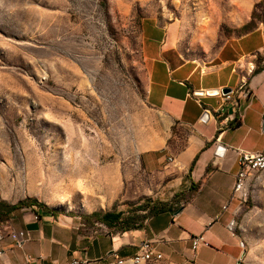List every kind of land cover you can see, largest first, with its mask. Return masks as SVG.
Here are the masks:
<instances>
[{"label": "rangeland", "instance_id": "rangeland-1", "mask_svg": "<svg viewBox=\"0 0 264 264\" xmlns=\"http://www.w3.org/2000/svg\"><path fill=\"white\" fill-rule=\"evenodd\" d=\"M146 21L206 59L264 34V0H0V231L36 211L80 215L89 227L93 212H120L123 225L147 218L161 179L143 170L136 146L152 122ZM258 43L256 34L241 42ZM247 58L258 67L264 53ZM239 198V264H264V173Z\"/></svg>", "mask_w": 264, "mask_h": 264}, {"label": "crops", "instance_id": "crops-1", "mask_svg": "<svg viewBox=\"0 0 264 264\" xmlns=\"http://www.w3.org/2000/svg\"><path fill=\"white\" fill-rule=\"evenodd\" d=\"M142 32L145 99L152 122L138 133V159L145 172L161 179L152 193L156 202L169 201L177 193L183 203L131 228L100 221L98 227H89L80 215L24 213L0 231V264H51L72 257L87 264H131L128 259L145 240L153 242L163 259L142 264H239L244 239L239 193L233 190L238 151L264 152V59L256 67L255 59L247 57L264 53V34L249 31L226 41L211 57L195 59L174 47L156 22L146 21ZM253 34L259 43L245 49L241 42ZM223 87L231 89L232 99L221 113L201 120L204 107L215 110L222 98L195 91ZM180 138L178 149L169 145ZM218 144L226 148L220 155ZM11 231L27 233L21 247L8 236ZM195 235L207 245L200 243L193 250Z\"/></svg>", "mask_w": 264, "mask_h": 264}, {"label": "built area", "instance_id": "built-area-1", "mask_svg": "<svg viewBox=\"0 0 264 264\" xmlns=\"http://www.w3.org/2000/svg\"><path fill=\"white\" fill-rule=\"evenodd\" d=\"M222 101L220 102L217 109H211L208 107H204V112H207L209 115L212 113H221L224 110V104L227 101L232 99V91L226 94L218 93ZM215 95V94H214ZM218 139V137H217ZM169 161H172L173 158L169 157ZM264 161V152H249L245 150L238 151V171L235 176L233 190L235 193L241 194V185H245L250 174L254 173L258 167H263ZM226 205L223 206L225 208ZM38 216L34 215V219H37ZM8 236L14 240L18 247H21L25 238L27 237V233L24 231H11ZM3 239V234L0 233V240ZM200 243L203 245H207V242L203 239L201 235H195L191 238V248L194 250ZM3 250L0 249V256L2 255ZM150 256H158V261L163 259V255L159 252L153 242L149 240L143 241L139 247L138 251L132 255L131 264H142L145 262H150ZM120 260L117 261V264ZM12 264V263H5ZM43 264V263H40ZM51 264H87V261L82 258L72 257L63 262H54Z\"/></svg>", "mask_w": 264, "mask_h": 264}, {"label": "trees", "instance_id": "trees-1", "mask_svg": "<svg viewBox=\"0 0 264 264\" xmlns=\"http://www.w3.org/2000/svg\"><path fill=\"white\" fill-rule=\"evenodd\" d=\"M244 26H247V25H244ZM169 143V142H168ZM175 149V148H174ZM193 189L190 188V191ZM179 194H175L171 200L169 201H164V202H156L154 204H152V206L150 207L149 209V214L146 216H150L152 214H155L157 212H160L162 210H165V209H171V210H177V208H175L173 206V203L175 202H179L181 199H183V196H180L178 197ZM34 203V202H33ZM12 209V208H11ZM93 217L97 218V220L107 224V225H116V226H119V227H122V228H131V227H137L139 226L142 222H136V221H133L132 223H129V222H126V225H123L124 222L121 223V213L120 212H105L103 214H99L98 212H93L91 214ZM151 262V261H150Z\"/></svg>", "mask_w": 264, "mask_h": 264}, {"label": "water", "instance_id": "water-1", "mask_svg": "<svg viewBox=\"0 0 264 264\" xmlns=\"http://www.w3.org/2000/svg\"><path fill=\"white\" fill-rule=\"evenodd\" d=\"M219 92L221 94H226L228 92H231V89L228 88V87H223V88H220V89H209V90H206V91L196 90L195 94L202 95V94L206 93L208 95H214V94H218ZM208 118H209V114L207 112H203L201 114V120L207 121ZM225 150H226V148H225L224 145L218 144L217 147H216V153L219 154V155L222 154ZM241 245L244 246V243L241 242ZM244 253H245V251L243 250L242 253H241V257L244 255Z\"/></svg>", "mask_w": 264, "mask_h": 264}, {"label": "bare ground", "instance_id": "bare-ground-1", "mask_svg": "<svg viewBox=\"0 0 264 264\" xmlns=\"http://www.w3.org/2000/svg\"><path fill=\"white\" fill-rule=\"evenodd\" d=\"M264 169V161H263V167H258L255 172H259ZM245 185H241V191L244 189ZM130 262L132 260V257L128 259ZM158 260V256H150V261ZM121 262V261H119Z\"/></svg>", "mask_w": 264, "mask_h": 264}]
</instances>
